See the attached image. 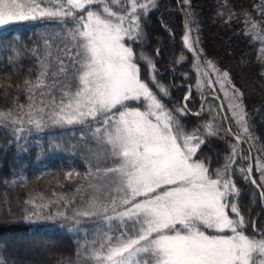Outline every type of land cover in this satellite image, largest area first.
<instances>
[{
  "label": "trees",
  "instance_id": "trees-1",
  "mask_svg": "<svg viewBox=\"0 0 264 264\" xmlns=\"http://www.w3.org/2000/svg\"><path fill=\"white\" fill-rule=\"evenodd\" d=\"M149 1L147 14L140 18L143 41L132 44L138 55L139 77L154 93H159L152 85L155 76L156 82L168 92L163 103L169 110L187 104L188 112L180 115L179 120L186 134L198 131L204 138L196 156L205 160L210 175L214 176L215 170L223 168L231 157L227 175L234 182L237 195L229 200L237 204L244 217L245 234L264 232L260 191L241 172L249 168L251 154L253 179L264 192V181L258 170V162L264 165V13L259 11L264 0H190V4L182 0ZM99 4L94 8L103 6L109 11L124 13L131 9L129 1L114 5L103 0ZM46 5L59 8L56 3ZM80 15L13 26L4 29L0 37V114H12L9 118L0 115V264H18L17 245L14 248L10 245L16 241L23 242L33 254L38 250L46 252L47 257L40 264H99L93 253L99 250L106 236L115 240L118 234L119 221L107 224L103 219L115 213L109 205L113 198L115 209H121L122 193L116 191L113 180L116 174L105 173L106 168L114 166L110 145L99 135H93L99 117L44 131H33V123L28 122L34 118L38 106L48 109L52 102L50 96L42 100L35 98L38 81L45 79L54 93L57 89L61 92L62 84L54 81L64 77L52 73L57 71L60 61L70 64L79 51L73 23ZM246 20L252 23L246 25ZM250 30H253L251 36ZM187 34L195 48L205 45L209 58L229 69L235 89L242 93L241 99L246 98L248 134L230 122L227 104L220 93L215 91L223 101L231 131L214 117L211 103H216L215 100L208 99L201 107L203 98L214 91L197 85L196 71L192 69L193 51L187 48L184 39ZM125 42L132 43L127 39ZM141 54L146 59H139ZM46 68L47 75L42 76ZM189 90L190 99L184 101ZM127 103L143 109L137 102ZM14 119L28 124L23 132L18 131L20 126L13 123ZM233 134L243 138L248 147L237 142ZM237 145L242 150H235ZM105 205H108L107 212L102 211ZM32 208H42V211L33 223H28L26 217ZM83 211L98 214L76 215ZM58 212H63L65 218L57 216ZM72 216L75 220L70 222L67 218ZM229 216L235 219L233 213L229 212ZM42 222L60 227L53 228ZM124 222L131 224L129 220ZM69 228L74 230L68 231ZM99 255L103 257L106 252ZM145 256V253L139 255L136 264ZM32 263L30 259L26 261V264Z\"/></svg>",
  "mask_w": 264,
  "mask_h": 264
},
{
  "label": "snow or ice",
  "instance_id": "snow-or-ice-1",
  "mask_svg": "<svg viewBox=\"0 0 264 264\" xmlns=\"http://www.w3.org/2000/svg\"><path fill=\"white\" fill-rule=\"evenodd\" d=\"M102 2L66 0L70 9L61 5L52 10L41 7L35 0L29 3L0 0V37L4 34V26L45 17L73 16L71 9L83 11L85 5ZM182 3L190 4V0H182ZM150 6L145 0H131L127 25L124 16H118L113 22L92 10L87 11L86 17L80 15L78 21H87L83 25L87 30L78 31L80 50L70 64L62 60L57 71L52 73L64 77L54 81L62 84L57 110L47 121L40 116L28 122L42 131L46 122L72 125L84 123L89 117L95 120L97 114H102L93 135L106 138L110 145L114 166L106 168L105 173L116 174L113 180L116 191L122 193L120 203L131 207L115 216L103 217L107 221L119 220V225L115 240L106 236L99 250L93 253L99 264L103 260L128 264L129 258L137 253L146 254L139 264H264V232L245 234L244 217L237 204L229 200L237 195L235 184L227 175L231 157L223 168L215 170L214 176L210 175L205 160L196 156L204 138L198 131L186 134L179 120L180 115L188 112L187 104L169 110L163 103L168 92L156 82L155 76L152 85L159 93H154L139 77L138 55L132 44L143 41L140 18L147 14ZM103 11L114 15L107 7ZM259 11L264 13V6ZM245 23L252 22L246 20ZM248 34L253 35V30ZM125 38L132 43L127 44ZM185 43L188 44L187 36ZM139 59L146 57L141 54ZM41 75L47 72L42 71ZM222 75L227 77L228 73ZM235 91L242 95L239 89ZM28 99L31 101L32 96ZM129 101L139 103L144 110L131 107L126 103ZM52 102L56 103V97H52ZM28 114L31 116V111ZM0 115L9 118L12 114ZM239 119L243 121V113ZM13 123L19 125L23 120L14 119ZM18 131L23 132V128ZM243 132H249L246 125ZM251 171V168L241 169L244 178L255 184L248 175ZM261 174L264 176V165H261ZM141 197L143 199H137ZM109 205L115 212V198ZM41 211L42 208L30 209L26 222L33 223ZM102 211L107 212L108 205ZM229 212L235 219L230 218ZM97 214L76 213L79 216ZM56 215L65 218L63 212ZM125 217L131 221L130 225L124 222ZM67 219L71 222L75 216ZM42 223L60 227L59 224ZM209 229L212 232H208ZM99 252H106V255L101 257Z\"/></svg>",
  "mask_w": 264,
  "mask_h": 264
},
{
  "label": "rangeland",
  "instance_id": "rangeland-1",
  "mask_svg": "<svg viewBox=\"0 0 264 264\" xmlns=\"http://www.w3.org/2000/svg\"><path fill=\"white\" fill-rule=\"evenodd\" d=\"M53 1L54 0H35L36 3H38V4L41 5V7H46L47 6L46 4H48L49 2H51L53 4L54 3L58 4L59 8L61 7V5H63L66 10L67 9H70V6L66 4V0H55L56 2H53ZM109 1L110 2H113L114 5L119 4L121 1H123V2L124 1L131 2V0H109ZM23 2L29 3V2H31V0H23ZM145 2H148V3L151 4V1H149V0H145ZM204 3L205 2H202V4H204ZM98 5H101V4L94 3L92 5H85L83 11H81L80 9H71V11L73 12V16L74 15H77L78 13H81V15H84L86 17L87 11L88 10H92V11H95L98 14H100L102 16V18L110 19L108 17V12L103 11V9H104L103 6H99L100 9L94 8V6H98ZM47 8H51V7H48L47 6ZM51 9L52 10H57L56 8H51ZM100 11H102V12H100ZM130 11H131V9H130ZM130 11H128L126 13L119 12L118 10L110 11L111 13H114V15H112L111 20L113 22H116V19H117L118 16H124L125 17V25H127V15L130 13ZM73 16H71V17H73ZM45 18H47V17H45ZM45 18H39L37 20H41V19H45ZM53 18H55V17H53ZM51 20H53V19L51 18ZM32 22H34V21L29 20V21H25V22L16 23V24H13L11 26H4V29H7V28H10V27H13V26L22 25V24L32 23ZM63 22H64V20L61 23H63ZM75 22L76 23H73V26H75V30L73 31V34H75L77 36V38L79 39V40L77 39L78 40V46H79V44L81 42V38L78 35V31H85V30H87V29H85L83 27L84 23H86L87 21L85 20V21H82L81 22V21H78V19L76 18L75 19ZM207 22H208V20H207ZM187 37H188L187 48L190 49L191 51H193V56H194V61L193 62H194V64L192 65V69L196 71V75H197V78H196L197 85L200 86L202 89H205V88L208 87V89L213 90L214 92L211 91V93H210L212 95H216L217 96V94L215 93V91L221 94L222 98L224 99V101L227 104L228 112H229L230 119H231L230 122L231 123L233 122L234 125H237L238 127H240V130L243 132V127L246 125L245 124V120H246L245 109H246V106H245V103H244L246 101V98H244V99L242 98L241 99V96L240 95H237V93L235 91L236 90L235 89V83L233 82V80H231V75L229 73V69L224 68V66H222L220 63L218 64L217 61L214 58L211 57V59H210L209 58V55L207 53H205L206 52L205 51L206 50V46L205 45H201V47H199V48H197V46H196V48H197L196 49L195 48V45L191 42V39H190V37H189L188 34H187ZM202 42L204 43V41H202ZM189 44L191 45V48H189ZM79 50H80V48H79ZM47 71H48V69L46 70V72ZM225 72L228 73V76L227 77H224L222 75ZM230 72H232V71H230ZM38 89H40L41 91L38 92ZM36 93H37L38 96L35 97V98L36 99L39 98L40 100H42L46 96L56 97V103L51 102L50 107L48 109L39 108V106H38L35 109V111H34V118H31V119L39 118V114H40L41 116H44L45 121H47L48 116L54 110H57L56 105L59 102V98L61 97L62 92H60V89H57L56 90V93H54L53 92V88H51V86L49 88V86L47 85L45 79H41L40 81H38V83H37V85L35 87V93H34V95H36ZM222 103H223V101H222ZM211 107H214V109H213V111H214V113H213L214 114V117H216L221 124H226L227 127H228V129L231 131V127L232 126L229 123V119L226 117V112H225L224 115L222 114V112H221L222 110L220 108L219 103L218 102L217 103L214 102L213 105L211 103ZM223 108H224V105H223ZM234 108H235V111L233 110ZM41 109L43 111H41ZM141 110H144V109H141ZM241 113H243V121H241L239 119V116H240ZM101 115L102 114H97V117H99V119H101L100 118ZM87 119H92V118L89 117ZM74 124H80V123H73L72 125H74ZM25 125L28 126V124H25L24 121H23L22 124H19L20 128H23V130L26 129L24 127ZM60 126H62V127H69L71 125H67V124L60 125V124H53V123H50V122H46V123H44L42 125V129H43L42 131L46 130V128L49 129V128L60 127ZM246 126L248 128V125H246ZM32 127H33V131H38L35 128L34 123H33ZM210 128H212L211 125H210ZM209 132H211V131H209ZM100 138H101V136H100ZM102 140L107 141L106 138H104V137H102ZM236 141L241 144L240 141H238V140H236ZM234 149L235 150L236 149L237 150L238 149L239 150H242L241 149V145H237L236 147H234ZM261 165H263V164L261 162H258V170L260 172H261ZM261 180L264 181V176H262V174H261ZM0 191H2V190H0ZM260 192H263L262 189H260ZM137 199H143V198L141 197V198H137ZM129 207H131V205H123L122 204L121 205V209L118 211V210H116L117 209L116 208L115 209V213L112 214V215H110V216H115L117 213H120V212L126 210ZM123 219L124 220H128V218H126V217L123 218ZM114 221H119V220H116V219H113L112 221L105 220V222L107 224H110L111 222H114ZM209 231L212 232L211 229H209ZM19 242L20 241H16V242H11L10 243L11 248H14L13 246L14 245H17L15 247V250L18 251L19 257L17 258L16 263H18V264H26V261L28 259H30L31 262H33L32 264H40L45 259L44 257H47L46 252H42L40 250H38L37 253L33 254L32 251H29L27 248L24 247L25 244L23 242L22 243H19ZM29 242H31V240H29ZM32 248H34V247L32 246ZM141 254L142 253H137L134 256L130 257L129 260H128V264H134V263L136 264L137 257L139 255H141ZM125 255H127V254H125ZM104 264H111V262H109V261L106 260Z\"/></svg>",
  "mask_w": 264,
  "mask_h": 264
},
{
  "label": "water",
  "instance_id": "water-1",
  "mask_svg": "<svg viewBox=\"0 0 264 264\" xmlns=\"http://www.w3.org/2000/svg\"><path fill=\"white\" fill-rule=\"evenodd\" d=\"M208 97H210V96L205 97L204 101H205ZM214 98H215V97H214ZM216 98H217V97H216ZM220 105H221L222 112L224 113V108H223V104H222L221 101H220ZM236 139H237V137H236ZM237 140H238V139H237ZM238 141L245 142L244 140H241L240 138H239ZM251 165H252V161H251ZM254 185H256V184H254ZM256 187H257V186H256ZM258 189H259V187H258Z\"/></svg>",
  "mask_w": 264,
  "mask_h": 264
}]
</instances>
